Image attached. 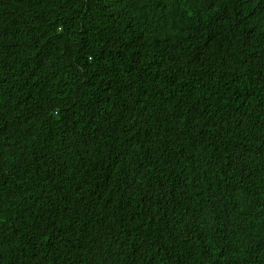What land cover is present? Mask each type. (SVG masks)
Instances as JSON below:
<instances>
[{
	"label": "trees",
	"instance_id": "16d2710c",
	"mask_svg": "<svg viewBox=\"0 0 264 264\" xmlns=\"http://www.w3.org/2000/svg\"><path fill=\"white\" fill-rule=\"evenodd\" d=\"M0 264H264V0H0Z\"/></svg>",
	"mask_w": 264,
	"mask_h": 264
}]
</instances>
